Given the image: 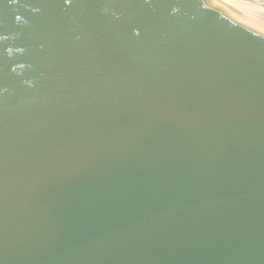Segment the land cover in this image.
<instances>
[{
	"label": "water",
	"instance_id": "95a60500",
	"mask_svg": "<svg viewBox=\"0 0 264 264\" xmlns=\"http://www.w3.org/2000/svg\"><path fill=\"white\" fill-rule=\"evenodd\" d=\"M0 37V264H264V13L0 0Z\"/></svg>",
	"mask_w": 264,
	"mask_h": 264
},
{
	"label": "bare ground",
	"instance_id": "6f19581e",
	"mask_svg": "<svg viewBox=\"0 0 264 264\" xmlns=\"http://www.w3.org/2000/svg\"><path fill=\"white\" fill-rule=\"evenodd\" d=\"M222 1L232 7H236V8H240V9L248 10V11H253V12H258V13H264V8L261 7L260 4L249 3L250 0L249 2H247V0H222Z\"/></svg>",
	"mask_w": 264,
	"mask_h": 264
},
{
	"label": "snow or ice",
	"instance_id": "6c2138e0",
	"mask_svg": "<svg viewBox=\"0 0 264 264\" xmlns=\"http://www.w3.org/2000/svg\"><path fill=\"white\" fill-rule=\"evenodd\" d=\"M11 3H17V0H11ZM145 3H147V0H145ZM16 21L20 20V17L17 16L15 17ZM137 35H139V32H137ZM0 38H6V37H0ZM15 71V69H13ZM184 119H188L191 121H195L199 118V113H188L185 116H183Z\"/></svg>",
	"mask_w": 264,
	"mask_h": 264
},
{
	"label": "rangeland",
	"instance_id": "374dc122",
	"mask_svg": "<svg viewBox=\"0 0 264 264\" xmlns=\"http://www.w3.org/2000/svg\"><path fill=\"white\" fill-rule=\"evenodd\" d=\"M255 1V2H254ZM262 1V2H261ZM249 2V0H247ZM257 2V3H256ZM261 2V3H260ZM249 3H255V4H260L261 7L264 8V0H250Z\"/></svg>",
	"mask_w": 264,
	"mask_h": 264
}]
</instances>
